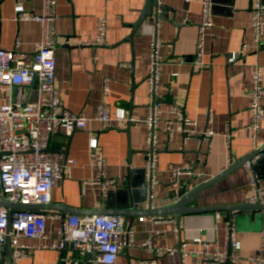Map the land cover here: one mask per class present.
I'll return each mask as SVG.
<instances>
[{"label":"crops","instance_id":"obj_1","mask_svg":"<svg viewBox=\"0 0 264 264\" xmlns=\"http://www.w3.org/2000/svg\"><path fill=\"white\" fill-rule=\"evenodd\" d=\"M203 1L162 0L164 14L159 34L163 59L161 96L166 104L161 126L164 128L176 119L177 114L170 108L175 105L195 120L198 128L212 129L218 135L210 149L204 138H188L177 131L170 138L167 132H159L161 150L157 155V168L160 184L156 189L155 208L172 203L169 196L176 189L175 169L191 166L197 174L192 178L193 184L198 186L225 171L231 158L234 164L253 152L246 131L235 134L230 145L225 134L250 123L249 92L256 64L260 66L264 85V36L258 49L251 29L254 0H210L213 27L205 38L206 67L199 69L193 62L198 26L203 19ZM262 2L264 4V0ZM145 3L146 0H57L56 87L61 92L63 106L71 112H83L94 118L102 100L103 81L109 78L111 111L114 113L123 108L132 119L131 122H118L117 128L111 130L104 129L100 122L92 119L84 130L70 135L62 131L52 136L49 149L58 158L62 176L52 190L49 204L64 205L81 212V215L67 214L66 218L94 216L86 213L117 208L127 199L124 192L117 194L122 191L119 188L125 187L129 180L136 186L144 181L148 147L143 121L149 106L148 47L152 40L153 18L146 20L134 33L132 43L125 39L133 31L132 26ZM19 8L25 14L40 15L43 0H0V47L14 50L16 41L20 40L16 50L30 56L40 40L41 24L14 20ZM102 17L106 20L107 45H82L83 41L98 36ZM232 54L240 56L233 61ZM26 100L28 103L38 100L36 83L29 87ZM0 102H6L1 94ZM91 139L97 140L98 149L107 158V174L116 181L114 185L103 187L98 183V168L89 147ZM262 144L264 120L260 146ZM259 170L258 180L263 186L264 161ZM188 179L190 177L183 176L179 181ZM251 195V178L243 165L208 186L197 197L200 206L212 207L248 203ZM41 213L47 218L50 237L56 238L61 220L53 216L62 213L56 210ZM233 216L231 220L227 211L198 212L184 216L179 224L172 217L156 221L136 217L130 230L137 243L152 237L156 247L179 250L174 255L160 257L159 264H212L202 262L196 256L184 257L180 247L225 250L228 228H232L240 243L238 253L243 262L255 256L264 259V211H237ZM125 220L128 227L132 219L125 217ZM196 238H200L203 244L194 243ZM21 242L40 243L32 238H22ZM126 249L128 253L118 256V264H150L155 259L152 253L141 247ZM3 256L7 257L8 251ZM62 257L77 258L72 249L66 250ZM58 259L57 251L37 250L32 258L19 264H56Z\"/></svg>","mask_w":264,"mask_h":264},{"label":"built area","instance_id":"obj_2","mask_svg":"<svg viewBox=\"0 0 264 264\" xmlns=\"http://www.w3.org/2000/svg\"><path fill=\"white\" fill-rule=\"evenodd\" d=\"M152 25V40L148 47L150 65L147 74L149 95L148 114L143 121L146 128V164L145 185L147 199L141 204L143 210L154 209V201L158 178L157 155L161 150L158 134L162 130L171 138L174 132H181L188 138H204L211 149L218 133L212 129L198 128L195 120L187 117L177 106H170L177 114L175 120L168 122L162 128L161 120L165 101L161 96V81L163 59L161 56L162 41L160 38L162 0H156ZM57 0H43V10L40 15L25 14L20 8L14 20L34 21L41 24V37L36 44L35 52L28 56L17 51L20 40L16 41L14 50L0 47V94L5 103L0 102V201L25 205L49 204L52 190L62 176L58 158L48 152L53 135L65 132L70 135L78 130H84L93 119L102 124L106 130L117 128L118 122H131L126 111L118 108L111 111L109 97L111 94L110 79L105 78L102 87V100L94 118L85 113H74L66 109L61 102V92L56 87V50L57 39ZM1 22V16H0ZM213 27L210 0L203 1V19L198 26V37L194 56V66L199 69L206 67L205 38L207 31ZM251 29L253 40L260 49L264 36V4L262 0H254ZM86 46H106V20L100 18L99 34L94 40L83 41ZM245 47V46H244ZM240 55L232 54L233 61ZM176 76V75H175ZM37 84L38 100L28 103L26 100L29 87ZM250 97V123L238 130H229L225 134L230 145L235 134L247 132L253 146V151L259 148L261 128L264 120L263 77L260 66H253ZM89 147L98 168V183L103 187L114 185L116 181L107 174L108 160L98 149L96 139H91ZM258 157L244 164L251 178L252 195L248 203H260L264 206V185L259 184L255 170ZM73 164V161H70ZM233 164L229 160V167ZM227 167V169L229 168ZM176 181L180 177L197 176L191 166H183L174 170ZM61 220L56 238H51L48 232L47 218L41 212L14 211L10 216L7 209L0 205V264L3 258V248L7 241L14 249L13 264H19L24 259L32 258L37 250L65 252L72 249L76 253L73 258H61L62 264H118V256L122 249L129 246L141 247L154 255L150 264H159L158 259L165 255H174L178 249L156 247L152 237L143 243H137L132 237V231L126 226L125 217L121 215H94L88 217L69 216ZM150 220H161L162 217H149ZM264 239V232L262 233ZM22 238H32L40 243L32 245L21 242ZM225 250L197 249L181 245L180 252L184 257L196 256L202 262L225 264L228 259L233 264H264L260 257H250L245 262L240 258L238 250L240 243L236 240L232 228H228ZM44 241V242H42ZM194 243L203 244L200 238ZM208 247V246H207ZM228 248L231 255L228 256Z\"/></svg>","mask_w":264,"mask_h":264},{"label":"water","instance_id":"obj_3","mask_svg":"<svg viewBox=\"0 0 264 264\" xmlns=\"http://www.w3.org/2000/svg\"><path fill=\"white\" fill-rule=\"evenodd\" d=\"M158 8L156 0H146L144 8L141 10L140 15L137 21L133 24L132 29L133 31L127 36L125 40H128L132 43V37L134 33L140 30L143 25L145 24L146 20L154 16L155 10ZM162 12L159 15L160 20H163L164 14V6L163 4L160 6ZM123 40V42L125 41ZM229 60V57L227 56ZM230 64V63H229ZM130 124V123H129ZM129 132V127L127 128V133ZM68 142L70 144V137H68ZM48 152L52 151L48 148ZM55 151V150H54ZM255 170L256 172L261 175L259 168H261L263 161H264V144L259 146L256 150L251 152L248 156L243 158L237 163L232 164L228 169L223 171L220 175L208 180L207 182L200 184L198 186H194L193 179L190 178L188 180H181L176 181L175 186L176 189L172 192L169 196V200L172 203L162 206L160 208H154L151 210H143L141 204L145 202L147 199V190L145 185V170L144 172V181L141 185L136 186L134 185L131 180L127 182L125 187L119 188L122 191H119L117 194H121L124 192L126 194V202L123 204L118 205L117 208H107L105 210H90L87 212V215H121L123 217L131 218V222L128 225V228L131 229L133 225V220L137 218H149V217H162L168 218L172 217L176 220L177 224L181 222V219L184 216L195 214L198 212H217V211H227L229 213L230 219L233 220V213L237 211L249 212L253 210H263L264 206L260 203H241V204H231V205H221V206H212V207H203L200 206L198 202V194L206 189L208 186L216 183L223 177L227 176L229 173L233 172L234 170L238 169L239 167L243 166L246 162L255 159ZM139 194V195H138ZM0 205L4 206L9 215V231L11 229L10 225V216L11 213L14 211H21V212H42L45 210H56L61 212V217L64 220L67 214H74V215H81V212L77 209L67 208L66 206H58L54 204H42V205H34V204H21V203H11L8 200H1ZM85 214V213H84ZM83 215V214H82ZM8 251V256L2 258L1 264H13L12 255L14 253V249L10 244L9 238L4 245L3 252ZM63 251L59 252V259L56 264H62L61 258L63 256ZM124 253H128L126 248L122 249L119 255ZM231 255V249L228 248V256ZM225 264H233L230 259L226 261Z\"/></svg>","mask_w":264,"mask_h":264}]
</instances>
